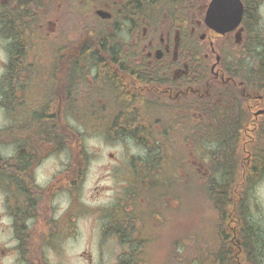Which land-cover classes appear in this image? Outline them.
Here are the masks:
<instances>
[{"label": "flooded vegetation", "instance_id": "obj_1", "mask_svg": "<svg viewBox=\"0 0 264 264\" xmlns=\"http://www.w3.org/2000/svg\"><path fill=\"white\" fill-rule=\"evenodd\" d=\"M191 1L0 0V144L13 149L0 167V264H59L54 256L75 242V180L87 165L75 173L77 118L106 141L145 148L130 134L150 115L155 144L183 147L178 174L206 193L236 199L264 180V0H241V22L224 35ZM201 29L210 64L207 52L199 60ZM224 36L248 53L246 68L229 44L215 52L214 39ZM160 111L167 122L155 119ZM53 154L65 156L46 163ZM132 161L121 165L127 178ZM236 227L225 233L235 261Z\"/></svg>", "mask_w": 264, "mask_h": 264}, {"label": "rangeland", "instance_id": "obj_2", "mask_svg": "<svg viewBox=\"0 0 264 264\" xmlns=\"http://www.w3.org/2000/svg\"><path fill=\"white\" fill-rule=\"evenodd\" d=\"M196 1L200 8L206 5L209 0ZM202 32L203 30L201 29L196 36V40L198 41L197 49L200 50L201 54L205 52L210 54L208 42L198 39V35ZM214 42L216 53L220 46H227L228 44L231 50L236 53L234 46H231L233 43L230 37L224 36L215 38ZM210 55L211 57L208 59L209 64L214 62L213 54ZM239 55L240 54L236 53V57ZM238 58H241V55ZM246 61L249 62L251 59L246 58ZM156 117L155 119L160 117L166 122L170 118L162 111H160ZM6 122V115L0 110V127ZM157 124L160 125L159 123ZM82 125L81 119L78 121L77 118V120H75L76 135H81L82 141H84L89 155V162L85 167V171L82 170L83 178L80 179L81 183L77 185L79 205L81 207L75 212V242L69 243V245H67L68 242L64 244L62 251L59 252L57 256H54L53 259H58L57 263L59 264H114L118 255L126 246L120 244L114 237L105 236L104 238L102 227L108 222L106 211H109L110 208L114 206L118 196L122 193L124 188L127 187V179L130 178L129 175L131 172H128L127 178L123 170L124 166L127 165L128 159L132 156L142 155L143 149L133 143L115 142L116 140L112 142L106 141L101 129L94 128L93 126L83 127ZM174 125H177L176 120ZM168 144L164 148V152H171L172 156L174 153L178 158L183 156L184 148L173 144L171 141ZM194 151L198 152L201 156L200 150L194 147ZM12 152V147L7 144H0V153L4 159L9 157ZM62 156L65 155L53 154L46 163L54 164L56 159ZM121 165H123V170L121 169ZM130 167L133 169L132 165ZM49 169L50 166L47 167V169L43 167L44 172H49ZM155 180L159 181L160 178L155 177ZM195 184L186 185L182 190V193L185 190L187 195L192 197V202L188 204V208L185 203V209H177L178 207L174 204V200L168 198V204L170 206L167 204L164 209H169L170 213H167L165 217L158 214L157 217L153 218V226L155 228L150 229L151 233L148 237L151 241L156 242L155 244H148L150 256L148 255L147 264H166L168 255H173L172 250L174 246L171 243L176 241L180 236L183 238L187 237V239L184 238L185 240H190L188 237H191V231H195L201 240L212 245V238L214 237L213 224L215 221L217 222L216 214L211 206L208 203L206 204L205 196L202 195V191H197V186ZM156 191L157 195L165 193L169 194L171 198L182 194L176 190L174 184L172 188L162 185V188L160 187ZM240 200H244L243 208L245 215L248 217L249 221L254 223L255 226L250 225L257 231L253 236L257 239V243L261 246V251L264 253V180L256 185L251 195H243L240 197ZM161 222L164 223L161 228H159L158 226ZM224 223L223 229L230 237L234 234L233 227L236 225V231L240 234L241 222L232 220L231 214L226 217ZM178 245L179 243H175L176 248ZM194 245L195 244L192 243L188 245L189 255L187 264H199V261L195 259L198 251L195 255L193 253L196 249V245ZM211 258L210 256V260L204 264H213ZM244 260L245 258L242 257L237 258L236 263L244 264L246 261Z\"/></svg>", "mask_w": 264, "mask_h": 264}, {"label": "trees", "instance_id": "obj_3", "mask_svg": "<svg viewBox=\"0 0 264 264\" xmlns=\"http://www.w3.org/2000/svg\"><path fill=\"white\" fill-rule=\"evenodd\" d=\"M177 9V4L172 5V11L175 14L177 13ZM192 11L197 14V10H195L194 7H192ZM228 60H230V58H228ZM244 63V61H240L241 69L247 67ZM122 119L128 121L129 127L137 126V121L130 115ZM143 119V131L141 130L140 132L138 128L130 135L134 137L139 136L141 140L147 141L144 154L142 156H132L134 175L127 179V192L119 196L116 208L112 210L109 221L103 226L105 234L116 235L118 242L126 246L118 255L114 264H147L148 255L150 256L148 244H155L156 242L151 241L148 237L151 233L150 229L155 228L153 226V218L156 217L157 214L165 217L167 213H170L169 209H164L169 202L168 198L174 200V204L178 207L177 209H185V203L187 208L189 207V197L185 190L182 193L183 188L187 185V181L178 174L179 169L184 168V155L180 158L176 155L172 156V153L164 152L165 149H163L162 146L164 145L162 143L156 145L154 138L151 136L153 133L151 125L152 117L150 115H145ZM147 120H149V122ZM76 132L77 130L75 128V173L80 163L87 164L89 162V155L84 141H82L81 135H76ZM113 134H115V131H113ZM1 135L5 138L7 137L5 129L0 130V136ZM138 157H144L146 160L139 162L135 159ZM155 177L160 178V180L156 181ZM75 182L77 184L81 183L80 180H75ZM173 184L176 190L182 193L181 195H176L174 198H171L169 194L165 193L157 195L156 190L160 187L162 188V185L172 188ZM213 188H221V186L215 184ZM77 189L78 187L75 186V195H77ZM207 203L211 206L217 218V222L215 221L213 224L214 237L212 238V245L201 240L195 231H191V237H188L191 241L185 240L187 237H184L185 239L182 236L178 237V239L176 237L177 240L171 243L174 246L172 250L173 255H168L166 264H187L189 255L188 245L191 243L196 245H194L196 249L193 253L195 255L198 251L195 259L199 261V264H204L209 261L210 256L212 257L213 264H236V261H234L235 257L233 256V253L235 254V249L228 241L230 237L228 238L223 229L225 224L224 221L229 214H231L232 220L234 219L233 216H236V218L240 220L239 222H241L239 234V238H241L240 255L244 256L246 260L244 261L249 262L254 260V264H263L259 258L261 255V246L257 243L256 238L255 243L254 239H252V234H256L257 231L250 226L252 222L249 221L248 217L245 215L243 208L244 200H240V198L233 199L226 194L221 195L212 193L209 189ZM163 223L164 222H161L158 227L161 228ZM175 243H179L177 248L175 247Z\"/></svg>", "mask_w": 264, "mask_h": 264}, {"label": "water", "instance_id": "obj_4", "mask_svg": "<svg viewBox=\"0 0 264 264\" xmlns=\"http://www.w3.org/2000/svg\"><path fill=\"white\" fill-rule=\"evenodd\" d=\"M242 11L243 5L240 0H210L205 11L204 22L210 29L225 34L239 24Z\"/></svg>", "mask_w": 264, "mask_h": 264}]
</instances>
